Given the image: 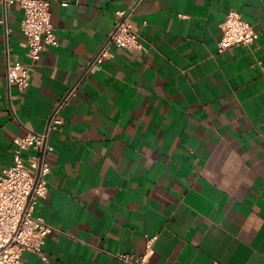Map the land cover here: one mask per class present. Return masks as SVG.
Listing matches in <instances>:
<instances>
[{"label": "crops", "instance_id": "1", "mask_svg": "<svg viewBox=\"0 0 264 264\" xmlns=\"http://www.w3.org/2000/svg\"><path fill=\"white\" fill-rule=\"evenodd\" d=\"M144 49L111 45L86 72L119 11ZM59 41L31 63L24 10L0 3V171L16 139L48 131L47 197L35 214L53 226L42 255L23 264H126L158 238L153 264H264V0H52ZM235 9L260 30L219 53ZM35 151H24L27 160Z\"/></svg>", "mask_w": 264, "mask_h": 264}, {"label": "built area", "instance_id": "2", "mask_svg": "<svg viewBox=\"0 0 264 264\" xmlns=\"http://www.w3.org/2000/svg\"><path fill=\"white\" fill-rule=\"evenodd\" d=\"M51 2L52 0H0L5 8L16 5L24 10L21 29L31 58V63L9 64V83H16L21 88L27 87L34 62L41 58L48 45H59L51 20ZM134 10L135 4L119 11L113 30L93 56L86 72L101 67L105 58L110 55L111 45L141 50L145 48L131 21ZM260 33L239 11L231 9L221 23L218 52H225L237 45H252ZM66 98L52 112L46 132L28 131L16 139L13 164L0 171V264H23L25 251L38 253L47 260L43 248L53 226L42 216L36 215L35 210L40 200L48 194L46 176L50 171V163L47 157L54 150L48 143V131L62 122L60 111ZM31 150L35 153L30 154L26 160L23 153ZM157 238L156 234L148 237L143 253L122 254L119 258L126 264H153L150 257Z\"/></svg>", "mask_w": 264, "mask_h": 264}]
</instances>
